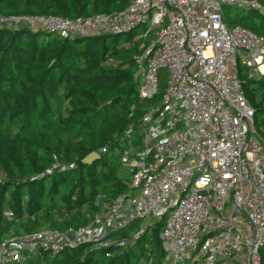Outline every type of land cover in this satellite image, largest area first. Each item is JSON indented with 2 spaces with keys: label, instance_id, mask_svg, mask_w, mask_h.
I'll list each match as a JSON object with an SVG mask.
<instances>
[{
  "label": "built area",
  "instance_id": "2783aa9c",
  "mask_svg": "<svg viewBox=\"0 0 264 264\" xmlns=\"http://www.w3.org/2000/svg\"><path fill=\"white\" fill-rule=\"evenodd\" d=\"M224 7L264 11L258 0H132L122 11L77 19L0 15V30L39 28L64 39L143 28L140 101L155 100L165 81L160 101L139 120V144L130 142L132 128L124 135L120 163L130 193L97 197L98 211L83 227L6 239L0 264H27L81 246L128 248L144 234L154 238L158 224L168 264H262L264 141L239 63L264 76V37L228 27ZM72 167L55 165L45 175ZM137 222L131 239L118 237Z\"/></svg>",
  "mask_w": 264,
  "mask_h": 264
},
{
  "label": "trees",
  "instance_id": "16d2710c",
  "mask_svg": "<svg viewBox=\"0 0 264 264\" xmlns=\"http://www.w3.org/2000/svg\"><path fill=\"white\" fill-rule=\"evenodd\" d=\"M131 1L0 0V15L77 19L119 12ZM223 19L230 28L241 26L264 37V11L224 7ZM135 35L64 39L27 28L0 30V243L44 229L83 227L98 211L97 197L130 193L120 163L124 135L129 128V139L139 135V120L160 101L165 87L162 81L152 102L140 101V79L136 83L134 76L141 50ZM239 78L264 141V76H251L239 63ZM91 153L100 158L84 164ZM55 165L73 167L45 175ZM137 231L135 223L118 237L131 239ZM261 258L264 264V248ZM165 261L153 237L144 234L128 248L81 246L27 264Z\"/></svg>",
  "mask_w": 264,
  "mask_h": 264
},
{
  "label": "water",
  "instance_id": "95a60500",
  "mask_svg": "<svg viewBox=\"0 0 264 264\" xmlns=\"http://www.w3.org/2000/svg\"><path fill=\"white\" fill-rule=\"evenodd\" d=\"M246 52L245 51H241L240 52V55H245ZM141 75H142V71L141 70H138L134 76V79H135V82L138 83L139 82V79L141 78ZM100 156L98 153H91L88 157L85 158L84 160V164L86 165H91L93 162H95L97 159H99ZM153 236H154V242H155V245L156 247L159 249L160 248V243H159V231L158 229H154L153 230Z\"/></svg>",
  "mask_w": 264,
  "mask_h": 264
},
{
  "label": "rangeland",
  "instance_id": "374dc122",
  "mask_svg": "<svg viewBox=\"0 0 264 264\" xmlns=\"http://www.w3.org/2000/svg\"><path fill=\"white\" fill-rule=\"evenodd\" d=\"M149 26H150V25H149ZM148 28H149V27H148ZM35 30H37L38 32H42V33H44V34L47 35L46 32L40 30L39 28H36ZM144 31H145V29H143V28L138 29V30L136 31V35H135L136 37H134V40H133V42H135V43L138 42V43L140 44V47L143 46L144 41H139V40H138V36L141 35V34H143ZM240 63L242 64V60H240ZM165 73H166V72H163L162 74L165 75ZM251 76H253V77H255V78H259V77H261L262 75H261L258 71H256V70H251ZM138 140H139V142L141 141V137H140V135L135 136V137H132L131 140H130V142H131V143H132V142H133V143H136V142H138ZM0 182H2V180H1ZM137 224H138V228L141 227V225H142V224L139 223V222H137ZM142 264H146V263L144 262V263H142ZM147 264H149V263H147ZM164 264H168V261H165Z\"/></svg>",
  "mask_w": 264,
  "mask_h": 264
},
{
  "label": "bare ground",
  "instance_id": "6f19581e",
  "mask_svg": "<svg viewBox=\"0 0 264 264\" xmlns=\"http://www.w3.org/2000/svg\"><path fill=\"white\" fill-rule=\"evenodd\" d=\"M262 71H264V67L262 68Z\"/></svg>",
  "mask_w": 264,
  "mask_h": 264
},
{
  "label": "crops",
  "instance_id": "0c3cea01",
  "mask_svg": "<svg viewBox=\"0 0 264 264\" xmlns=\"http://www.w3.org/2000/svg\"><path fill=\"white\" fill-rule=\"evenodd\" d=\"M141 48V47H140Z\"/></svg>",
  "mask_w": 264,
  "mask_h": 264
}]
</instances>
